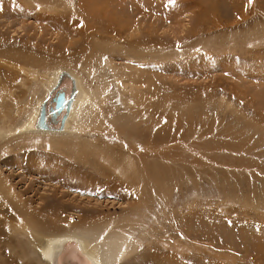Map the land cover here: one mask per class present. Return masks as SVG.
Masks as SVG:
<instances>
[{"label":"rangeland","instance_id":"obj_1","mask_svg":"<svg viewBox=\"0 0 264 264\" xmlns=\"http://www.w3.org/2000/svg\"><path fill=\"white\" fill-rule=\"evenodd\" d=\"M54 68L99 126L0 135V264L62 234L106 264H264V0H0V129Z\"/></svg>","mask_w":264,"mask_h":264},{"label":"bare ground","instance_id":"obj_2","mask_svg":"<svg viewBox=\"0 0 264 264\" xmlns=\"http://www.w3.org/2000/svg\"><path fill=\"white\" fill-rule=\"evenodd\" d=\"M64 75H67L72 83L70 101L61 127L59 129H49L45 127L46 125L43 121V106L51 91ZM42 79L43 78H40L38 83L36 82L37 93L35 94L34 101L30 104L31 106L24 109L23 115L13 127L7 126L3 128V130L0 129L1 136L10 137L16 134L18 137L23 135L33 137L47 136L56 140L58 138H72L78 135L75 133L80 131L83 121L84 123L91 122L93 128L99 126L98 121L100 119L97 118V114L95 115L92 110L94 103L93 94L83 85L78 74L72 70L54 68L48 72L41 83ZM76 151L78 154V151L83 152L84 150L76 149ZM122 174L124 175L123 177H127L126 173ZM84 239L68 234L45 235L38 237L34 242L32 241V243L34 247L36 245L37 257L45 264H67V260L74 256L79 258L75 261V263L78 264H106V260L104 259L106 257L103 255V249H101L95 241L87 240V238Z\"/></svg>","mask_w":264,"mask_h":264},{"label":"water","instance_id":"obj_3","mask_svg":"<svg viewBox=\"0 0 264 264\" xmlns=\"http://www.w3.org/2000/svg\"><path fill=\"white\" fill-rule=\"evenodd\" d=\"M71 79L64 75L51 91L43 106V121L49 129H59L71 97Z\"/></svg>","mask_w":264,"mask_h":264},{"label":"flooded vegetation","instance_id":"obj_4","mask_svg":"<svg viewBox=\"0 0 264 264\" xmlns=\"http://www.w3.org/2000/svg\"><path fill=\"white\" fill-rule=\"evenodd\" d=\"M78 259H79V258H78V257H75V256L69 258L68 260L66 259V260L68 261L67 264H73V263H74L76 260H78ZM66 260H65V261H66Z\"/></svg>","mask_w":264,"mask_h":264}]
</instances>
